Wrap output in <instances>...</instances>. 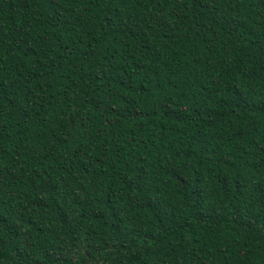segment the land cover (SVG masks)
I'll return each mask as SVG.
<instances>
[{
  "label": "trees",
  "instance_id": "16d2710c",
  "mask_svg": "<svg viewBox=\"0 0 264 264\" xmlns=\"http://www.w3.org/2000/svg\"><path fill=\"white\" fill-rule=\"evenodd\" d=\"M0 264H264V0H0Z\"/></svg>",
  "mask_w": 264,
  "mask_h": 264
}]
</instances>
